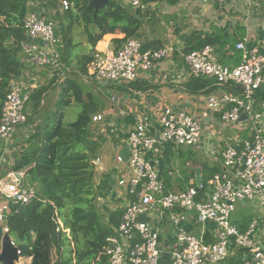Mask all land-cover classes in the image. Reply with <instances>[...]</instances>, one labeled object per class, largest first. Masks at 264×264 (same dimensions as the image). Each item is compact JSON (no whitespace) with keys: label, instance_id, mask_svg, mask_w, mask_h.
<instances>
[{"label":"built area","instance_id":"obj_1","mask_svg":"<svg viewBox=\"0 0 264 264\" xmlns=\"http://www.w3.org/2000/svg\"><path fill=\"white\" fill-rule=\"evenodd\" d=\"M122 1L135 11L146 8L142 0ZM199 1L223 7L227 0ZM71 6L62 0L58 7L63 14ZM56 29L55 19L42 18L29 10L24 18V40L20 42L25 67L60 70L62 43ZM247 44L246 40L236 43L235 49L240 54L236 66L220 64L210 46L182 56L184 82L207 78L213 80L214 87L226 89L224 93L201 96L206 111L220 113L219 124L225 129L243 124L240 129L250 136V140L236 141L220 151L221 171L206 185L201 182L196 186L193 181L185 190L168 191L157 170V160L166 147L193 148L202 144L199 119L183 110L166 107L155 123L138 118L129 127L126 167L118 170L115 182L118 197L115 210L120 211V216L102 248L108 264H219L228 257L230 246L247 253L244 264H264V239L258 237L262 231L259 224L264 223V112L255 108V94L264 87V56L259 48H249ZM142 47L139 39L129 38L115 51L112 48L96 51L86 67L84 79L93 83L99 92L109 86L129 85L138 79L139 71L151 70L155 63L175 52L172 47L145 51ZM30 95V91L23 92L16 85H9L0 111V143L10 141L27 124L25 105ZM109 98L115 104V95ZM242 113L246 118L239 121ZM91 122L101 123L102 116H92ZM115 159L117 163H124L120 156L116 155ZM92 165L97 166L98 160ZM15 174L20 175L10 173L6 176L8 181H0L3 201L0 225H4L13 208L36 198L35 190L20 186ZM240 203L253 205L259 211L244 230L231 222ZM188 223L201 231H211L212 241L187 233ZM207 223L212 225L210 230L205 229ZM161 231H172L174 240L164 263Z\"/></svg>","mask_w":264,"mask_h":264},{"label":"crops","instance_id":"obj_2","mask_svg":"<svg viewBox=\"0 0 264 264\" xmlns=\"http://www.w3.org/2000/svg\"><path fill=\"white\" fill-rule=\"evenodd\" d=\"M115 1L130 8L122 0ZM57 5L59 6V4ZM145 6L146 8L143 11H138L140 12L141 26L135 38L141 41L143 47L145 46L150 50L160 47H172L175 52L166 59L155 63L151 70L139 71L138 79L134 83L125 86L105 87L104 90L102 89L99 92L93 83L85 80L86 73L83 74L82 69L86 66L83 67L80 64V58H91L92 53L96 51L111 48L113 51L117 50L124 42V35L120 33L108 34L103 36L95 45H91L88 42V36L84 32V28L82 25L77 24L72 26L66 39L69 46L64 47L60 27L61 29L66 27L65 16L62 15L59 8H50L44 0L31 2L29 10L36 12L42 18L57 21L56 34L59 35L65 51L63 55L62 52L60 54L62 67L59 71L52 72L49 69H32L24 66L21 75L14 78L10 83L16 85L23 92L41 91L38 104L29 100L26 105L27 124L31 122L32 127L43 125L58 105H63L66 100L68 104H66V109L64 108V119L80 105L86 103L94 105L95 114L92 116H102L101 123H92L90 127V140L99 145L95 158V160H98V165L94 167V190L100 204L103 202L102 205L106 206V209H104L107 214L110 211H116L115 209L118 208L115 182L118 179V170L120 169L111 166V156L108 151L110 154L111 152L114 154L112 162H116V155L119 156L121 150L127 148L125 143L128 129L138 118L153 124L157 121L161 110L166 107H173L185 111L200 121L202 144L189 149L177 147L173 150L176 152V160L174 165L170 163V168L166 173L169 186L164 185L166 190L172 192L185 190L193 184V181L196 183L198 178L200 183L206 185L215 173L204 181V166L202 165L207 164V168L218 166L220 172L222 166L220 151L232 143L235 144L236 141L250 140L249 134L240 129L243 124L225 129L219 124L221 123L220 113L213 114L206 111L201 96L208 94L203 92L195 94L186 89L188 82H184L181 76V71L184 69L182 56L187 42L192 39L193 35L201 36V38L204 36L215 38L218 41V44L212 47L215 57L217 60L223 57L226 66H236L238 64H235L231 58L233 53L228 50L229 45H225L223 49L220 48V45L225 44L227 40L232 43L246 40L247 45L264 50V0H227L223 7L213 4L205 5L199 0H177L174 4L160 0L145 3ZM131 10L135 12V10ZM169 27H175L174 33L168 34ZM89 30L94 34L96 33L92 27ZM71 81L76 83L80 91L77 90L76 93L75 89L70 88V86L76 88L74 84L70 83ZM224 92H226V89L215 87L209 94ZM227 92L229 91L227 90ZM112 94L116 97L115 104L111 103L109 98ZM257 108L264 109V106L261 104ZM215 126L219 130L217 134L214 130ZM225 130L232 134L229 138L230 143L222 149L215 150L210 147L208 141L212 139L216 141L217 148L220 146L223 142L220 133ZM19 135L20 131H17L15 138ZM19 139H16V141H19ZM204 145L206 154L210 155L212 153L213 158L202 156L197 151L203 148ZM178 149L180 153H178ZM179 154L182 155L179 156ZM201 157L206 161L200 163ZM161 158L163 159V156ZM116 164L118 163L116 162ZM119 166L123 168L125 163ZM183 170L185 172L182 174ZM170 171L172 174L168 176L167 174ZM257 213L259 215L258 209L253 205L240 203L236 206L231 222L239 230H244L248 222ZM259 227L262 231H259L258 237L263 240L264 223H260ZM211 228L210 223L205 225V229L210 230ZM185 230L197 238L204 236L205 241H212L211 231H201L199 227L192 223L186 224ZM173 242L172 231H161L160 246L163 251V263L168 260L167 251ZM228 250V257L219 264H244L248 257L245 251L232 246Z\"/></svg>","mask_w":264,"mask_h":264},{"label":"trees","instance_id":"obj_3","mask_svg":"<svg viewBox=\"0 0 264 264\" xmlns=\"http://www.w3.org/2000/svg\"><path fill=\"white\" fill-rule=\"evenodd\" d=\"M33 1L0 0V111L11 81L19 77L24 68L20 42L24 40V18L29 12V4ZM66 1L72 5L73 11L69 9L63 13L67 23L66 27H60L64 47L69 46L66 39L72 26L77 24L82 25L91 45H95L108 34H123L125 40L135 38L139 32L140 12H134L115 0H108L106 7L96 16L92 11L83 8V4L90 0ZM142 1L150 3L160 0ZM165 1L174 4L177 0ZM60 2L61 0H49L48 5L53 8ZM90 27L95 29V34L89 30ZM196 36L193 35L187 42L184 55L218 44L212 36ZM230 42L227 40L220 48L229 45L228 50L233 53L231 58L237 64L240 54L235 50L236 43ZM148 49L142 47L143 51ZM61 52L62 55L65 52L63 47ZM259 52L264 56V50L259 49ZM92 55L88 59L81 57L80 64L87 67ZM222 58L217 61L225 65V59ZM82 73H86V68L82 69ZM70 83L76 86L70 88L77 93L79 87L75 82ZM186 89L195 94H209L215 87L212 79L192 78ZM40 93L39 90L33 91L29 100L38 104ZM255 102V108L264 111L263 108H257L261 104L264 106V87L256 92ZM66 104L67 100L63 105H58L43 125L31 127V135L20 147L12 172L24 171L21 184L33 188L36 198L29 204L10 211L4 225H0V245L6 229L14 246L18 248L19 256L22 259L32 258V264H108L102 248L105 239L117 225L120 211L108 212L107 218L98 211L92 162L96 158L99 145L90 140L91 117L95 114V108L92 103L80 105L81 111L76 120L64 124ZM173 150V147L168 146L162 155L166 167L161 179L166 187L169 186L166 171L170 166ZM206 165H202L204 181L219 172L218 166L207 168ZM184 172L185 170L182 174ZM52 256L55 257L54 261Z\"/></svg>","mask_w":264,"mask_h":264},{"label":"rangeland","instance_id":"obj_4","mask_svg":"<svg viewBox=\"0 0 264 264\" xmlns=\"http://www.w3.org/2000/svg\"><path fill=\"white\" fill-rule=\"evenodd\" d=\"M34 1H37V0H34ZM44 1H46L47 3H48V1L49 0H44ZM62 1V0H61ZM59 3V2H58ZM57 3V4H58ZM56 9H58L59 7H58V5H57V7H55ZM73 7L71 6V9H72ZM63 15V14H62ZM57 22V21H56ZM57 26H58V23H57ZM164 28V27H163ZM170 29H168V34H170V33H174V28L175 27H169ZM171 30V31H170ZM27 68H29V67H27ZM32 69H34V68H32ZM35 69H39V68H35ZM29 102V101H28ZM27 102V103H28ZM27 105V104H26ZM26 105H25V112H26V114H27V116H28V113H27V111H26ZM66 109V108H65ZM64 109V110H65ZM80 111H81V106L80 107H77L76 109H74L72 112H70L71 114L70 115H67L66 117H65V119H64V124H69V123H72V122H74L75 120H76V118H77V116H78V114L80 113ZM32 127V124H31V122H29V124H26L25 126H23V128L22 127H20V129L18 130V132L20 131V135L17 137V138H15V137H13L10 141H8V142H1L0 143V181H4V180H6V181H8L9 179H7L6 178V176L8 175V174H10V173H13L12 172V168H13V166H14V164H15V161H16V158H18V154H19V151H20V147H22L23 145H24V141L26 140V138L29 136V135H31V133H32V131H33V128H31ZM219 127L222 129V127L219 125ZM214 130H215V133L217 134L218 133V128H216V126H215V128H214ZM223 130V129H222ZM231 133L230 132H228V131H223L222 133H220V137H222V139H223V142L220 144V146L217 148L216 146H217V144H216V141L214 140V139H212V140H210V141H208V145H210V147H213L215 150L216 149H222V148H224L227 144H229L230 143V137H231ZM20 138V139H19ZM16 139H19V141H16ZM19 142V143H18ZM205 145H207V144H205ZM205 145H204V147L203 148H201V149H199V150H197V151H199L200 152V154L202 155V156H207V157H209L210 155L209 154H206V152H205ZM185 149H189V148H185ZM108 154L111 156V162H110V164H111V166H116L117 168H120L119 170H122V169H124L125 167H126V164H125V166L122 168V167H120L119 165H122V163H118V164H116V162H112V159H113V157H114V154L111 152V154H110V152L108 151ZM176 152H174L173 153V155L171 156V159H170V163H171V165H174V163H175V160H176ZM204 158H202L201 157V160H200V163L201 162H204V161H206V159H204ZM212 163V162H211ZM210 163V164H211ZM94 167H96V166H94ZM170 168V166H168V169ZM167 169V170H168ZM167 172V171H166ZM165 172V173H166ZM20 174H23L24 173V171L23 172H19ZM1 174H3L2 176H1ZM199 179V178H198ZM22 180V179H21ZM200 180V179H199ZM20 182H22V181H20ZM20 186H22V187H24L21 183H20ZM96 202H97V206H98V211L105 217V218H107L108 216V214L106 213V206H104V205H102L103 204V202H101L102 204H100V202H99V199H98V197H96ZM0 202H1V200H0ZM105 208V209H104ZM3 226V225H2ZM68 233L69 232H67V235H68ZM54 256H52V261H54ZM33 263V260H32V258H29V259H22V258H20V260H19V262L18 263H16V264H32Z\"/></svg>","mask_w":264,"mask_h":264},{"label":"water","instance_id":"obj_5","mask_svg":"<svg viewBox=\"0 0 264 264\" xmlns=\"http://www.w3.org/2000/svg\"><path fill=\"white\" fill-rule=\"evenodd\" d=\"M108 0H90L87 4H83V8L88 11H92L93 15L96 16L103 8L106 7ZM246 118V114L242 113L239 117V121L244 120ZM128 150L124 148L120 152V158L125 163L127 158ZM157 170L158 177L161 178L163 171L165 169L164 160L162 158H158L157 160ZM18 180H21L22 177L19 174H15ZM200 184V180H196V186ZM143 216H140V219L143 220ZM20 256L18 253V248L14 246L11 237L8 234V231H5L3 237L1 239L0 245V264H16L20 260Z\"/></svg>","mask_w":264,"mask_h":264},{"label":"clouds","instance_id":"obj_6","mask_svg":"<svg viewBox=\"0 0 264 264\" xmlns=\"http://www.w3.org/2000/svg\"><path fill=\"white\" fill-rule=\"evenodd\" d=\"M28 118V117H27ZM23 127V126H22ZM21 177H23V174H20ZM18 180V179H17ZM18 181H22V180H18Z\"/></svg>","mask_w":264,"mask_h":264}]
</instances>
